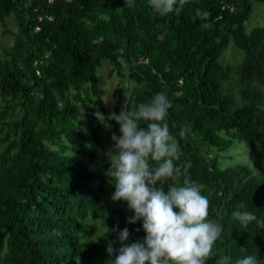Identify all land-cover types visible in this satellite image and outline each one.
Returning a JSON list of instances; mask_svg holds the SVG:
<instances>
[{"label": "trees", "instance_id": "1", "mask_svg": "<svg viewBox=\"0 0 264 264\" xmlns=\"http://www.w3.org/2000/svg\"><path fill=\"white\" fill-rule=\"evenodd\" d=\"M252 12L251 0H183L178 15L154 14L148 0H0V25L11 16L17 24L0 59V264H111L106 249L121 246L120 229L128 243L143 239L126 202L103 213L110 180L89 167L104 147L97 110L115 120L127 88L126 112L157 92L170 101L181 154L163 187L188 178L208 198L222 233L206 264L244 255L264 264V176L220 164L235 140L264 149V27L246 31ZM231 42L244 54L239 65L221 62ZM103 61L119 78L113 111ZM234 75L238 95L226 87ZM240 204L255 215L246 226L232 215ZM88 220L106 226L96 239Z\"/></svg>", "mask_w": 264, "mask_h": 264}, {"label": "clouds", "instance_id": "2", "mask_svg": "<svg viewBox=\"0 0 264 264\" xmlns=\"http://www.w3.org/2000/svg\"><path fill=\"white\" fill-rule=\"evenodd\" d=\"M148 4L154 14L178 15L183 0H148ZM169 106L166 93L157 92L135 111L114 116L121 134H112L115 143L106 171L114 184L111 199L127 203L132 212L127 222H141L145 236L128 243L129 229H120L121 246L115 248L109 243L106 249L112 257L111 264H206L213 244L221 238L222 228L208 218V198L195 181L185 178L182 184L177 181L166 190L163 187L165 180H175L178 175L174 161L181 154L166 122ZM187 131L182 128L180 137ZM232 215L245 226L255 219L243 204L237 205ZM235 264L259 262L254 255H244Z\"/></svg>", "mask_w": 264, "mask_h": 264}, {"label": "rangeland", "instance_id": "3", "mask_svg": "<svg viewBox=\"0 0 264 264\" xmlns=\"http://www.w3.org/2000/svg\"><path fill=\"white\" fill-rule=\"evenodd\" d=\"M253 4V12L249 20L246 23V31L251 33L252 30L258 27H264V2L259 0H251ZM6 30H9L8 32ZM17 31V24L15 22L14 16L9 17L6 20V26L0 25V59H4L5 53L4 49L13 45L14 35L13 33ZM244 58L242 51L237 49L231 42L229 46L224 51L221 58V62L224 65H239ZM111 65L108 61H103L98 72V77L103 84L106 94L104 97L105 104L110 111H113L116 106L117 96L115 92L119 89V78L116 73H111ZM232 81H230L226 87L234 90L238 95V87L236 85V80L238 79L234 75ZM129 89L125 91L123 95V103L121 104V110L126 111V102L128 99ZM239 97V96H237ZM97 114L101 117V122L103 124L102 130L100 132V138L103 142V149L99 152L97 159L94 162L89 161V167L98 173L105 174L104 164L110 161L109 153L113 151L114 141L112 140V134L120 135V124L116 120L110 119L109 122L104 123L102 114L97 110ZM87 120L83 117L80 120V125L84 128L87 127ZM256 151L251 152L250 148L243 142L238 140L234 141V145L228 152L221 153L220 164L221 166H232L235 164H244L252 168L256 173L264 176V149L257 144ZM210 156H214L210 155ZM114 192V184H106V193L103 198V213L112 214L115 208L122 206L121 201H113L111 195ZM89 236L88 239H96L97 236L102 233L106 226L101 221L88 220Z\"/></svg>", "mask_w": 264, "mask_h": 264}, {"label": "built area", "instance_id": "4", "mask_svg": "<svg viewBox=\"0 0 264 264\" xmlns=\"http://www.w3.org/2000/svg\"><path fill=\"white\" fill-rule=\"evenodd\" d=\"M50 2H52L53 0H49ZM48 17V16H47ZM50 18V17H49ZM40 20H42V18H40ZM36 30H39V28H37ZM142 62H147V60H143ZM182 84V81L180 82Z\"/></svg>", "mask_w": 264, "mask_h": 264}]
</instances>
